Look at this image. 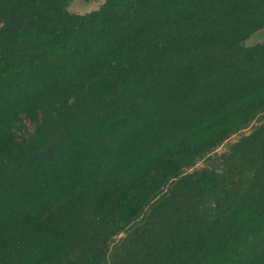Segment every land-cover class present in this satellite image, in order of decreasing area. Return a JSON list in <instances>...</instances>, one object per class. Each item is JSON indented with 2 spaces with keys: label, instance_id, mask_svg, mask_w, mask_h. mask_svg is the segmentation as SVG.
Segmentation results:
<instances>
[{
  "label": "trees",
  "instance_id": "obj_1",
  "mask_svg": "<svg viewBox=\"0 0 264 264\" xmlns=\"http://www.w3.org/2000/svg\"><path fill=\"white\" fill-rule=\"evenodd\" d=\"M71 2L0 0V264H264V0Z\"/></svg>",
  "mask_w": 264,
  "mask_h": 264
},
{
  "label": "rangeland",
  "instance_id": "obj_2",
  "mask_svg": "<svg viewBox=\"0 0 264 264\" xmlns=\"http://www.w3.org/2000/svg\"><path fill=\"white\" fill-rule=\"evenodd\" d=\"M102 2H103V0H72L71 4L69 6V9L73 12L83 13V12L97 8L100 5V3H102ZM263 38H264V26L262 28L258 29L257 31H255L248 39H246L245 44L250 45V44H253L257 41L262 40ZM25 121H26V118H25ZM26 128L29 131L32 130L31 125L28 123H26ZM244 131H246V129H243L239 132L232 134L227 140L222 142L215 149V151H217V152L223 151L229 142L238 138V136ZM203 165H204V159H200L189 170H192L193 168L202 167Z\"/></svg>",
  "mask_w": 264,
  "mask_h": 264
}]
</instances>
